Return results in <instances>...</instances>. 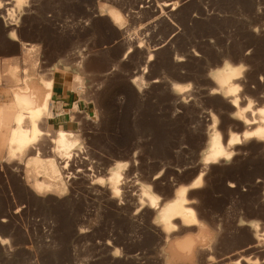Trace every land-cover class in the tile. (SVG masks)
I'll return each mask as SVG.
<instances>
[{"label":"rangeland","instance_id":"374dc122","mask_svg":"<svg viewBox=\"0 0 264 264\" xmlns=\"http://www.w3.org/2000/svg\"><path fill=\"white\" fill-rule=\"evenodd\" d=\"M0 5V58L22 50L15 63L0 66V119L15 114L12 95L26 83L41 87L58 69L69 85L62 110L51 103V116L40 117L43 135L23 158L6 157L13 123L0 134V264H264V246L254 238L264 235L262 143L242 142L228 163L208 165L206 172L202 166V186L186 194L197 226L180 227L176 219L166 233L153 220L202 170L214 118L224 140L253 127L231 118L232 96L210 93L209 75L236 67L239 105L264 106V0ZM111 9L122 15V26L106 16ZM60 129L75 141L65 168L53 150ZM36 154L53 159L63 189L34 192V179L49 181L31 178L28 164ZM116 169L122 182L112 197L108 179ZM142 188L157 196L155 208L140 200ZM191 242L196 253L181 250Z\"/></svg>","mask_w":264,"mask_h":264},{"label":"bare ground","instance_id":"6f19581e","mask_svg":"<svg viewBox=\"0 0 264 264\" xmlns=\"http://www.w3.org/2000/svg\"><path fill=\"white\" fill-rule=\"evenodd\" d=\"M17 8L19 9L20 7H17ZM105 12H106V16H108V18L111 20V22L115 26L120 27L124 24V19L122 18V15H120V13H118L117 10L114 11L111 9V10H106ZM8 35L10 36V39L13 41H15L17 39L13 30L10 31V33ZM129 51H130V49H128V51L125 53V55L128 54ZM149 60H151V56H149L148 61ZM238 74H239V72L236 69V67H232L230 65H224L218 71H213L209 75V77H210V80L212 79V81L214 82L213 85L215 84V87L211 89L210 93L222 94L223 97L232 96V98L229 100L230 107H232L234 109V112L232 113L231 118L235 122L239 123L242 127L246 128V129H248L249 127L251 128V126H253L254 128L252 127V129H249V130L243 129L244 131L242 132V135H241L242 137H240V139L236 136V134L228 132L227 138H226V140H224L223 133L219 132L220 130L218 131L215 129L218 118L217 119L214 118L212 121L211 132H210V134L207 138L206 144H205L206 148L204 147L205 150L202 152V155H201L200 160H199L201 167L203 166L204 168H206L208 165H211V164H215V165L217 164L218 165V163H220V162L228 163L230 161V159L232 158L234 152H235V147L239 146L242 142L245 144V142H247L249 140H253L255 142L264 144V106L262 108H257L255 110H253V109H251L252 108L251 101H247L246 104L242 107L239 105V102H240L239 98L240 97L237 96L238 95L237 94L238 89L235 86L236 85L235 83L232 85L233 80L237 79ZM9 78L11 79V81L17 80V78H16L15 74H13V72L9 75ZM240 87H241V85H239L238 88H240ZM51 89H52V82L41 83V87H36V86L32 85L31 83H26V86L22 89L23 91L21 90V91H17V92L13 93L12 105L9 107V109L14 110L15 114H13L7 120L0 119V134L5 133V132L8 133L7 132L8 126L13 123L12 131L9 132L8 138L4 141V144L7 147V150H6L7 156L6 157L8 158L9 161L12 162V160H16L18 158H21V156L23 158V154L24 153L26 154V152L29 151L28 150V149H30L29 147H31L32 144L34 145L35 142L39 141L38 140L39 137L41 135H43L42 131H40V129L38 128V122H40V121L42 122L43 118L40 120V117H42V116H46V117L51 116V111H50ZM173 89L178 91V92L180 91V88H178V87H173ZM41 92H42V95L40 94ZM255 114H256V116H255ZM234 126H236V125H234ZM55 135L56 136L54 138L53 150L57 156H59L60 158H63L65 160L64 165H63V168H65L67 165V162H69V160L71 159V156H72L71 150H73V148L75 146V141H74V138L71 136V132H67V131H64L61 129L57 130ZM262 146H264V145H262ZM237 151H238V149L236 150V152ZM262 163H264V162H262ZM29 165L32 169L31 170L29 168L31 170L30 172L33 173L31 176L32 179H33V177L37 178V174H41V175H43V178L45 177L46 179H49L48 182H46L44 179V181H45L44 183H42L40 180L36 181L37 179L36 180L34 179V182H32L31 184H33L32 187H33L34 192L36 194L38 193V195H39V194H42L44 192L51 193V191H53L54 188H56V189L62 188L63 189V187H64L63 184H61L60 181H58V177H59L58 173L59 172L57 170L56 165L53 163V159H51V158H49V159L44 158L43 159V158L38 157L36 154L32 157L28 166ZM198 167H197V169H199ZM203 167L200 168L202 170H197V171H199V174L197 175L195 180L192 183H190V185H188L187 187L177 189L174 192L173 199L162 204L161 207L158 208V211L156 212L153 220L157 224H161L164 231L166 230V233H167V231H170V230L173 231V228L176 225L174 223H173L174 224L173 225L172 221L176 220V219L179 220V222H180L179 225H181L180 227L183 226L186 228L189 226L192 227L193 225L197 226L195 212L188 205L189 200L186 198V194L189 190L197 189V188L202 186L203 172L208 169V168H206L203 171ZM239 170H241V169L239 168ZM261 172H262L261 167L258 169L257 168L255 169V174H259ZM263 175H264V173H263ZM28 177H30V176H28ZM55 180H57V181H55ZM122 180L125 181L124 178ZM108 181L110 184L109 190H110L111 196L112 197H118L119 192H120L119 184H121L120 182H122L120 171L118 172V169L111 170ZM54 192L56 193L57 191L54 190ZM157 199H158L157 196L152 191H150L149 189H147V188L141 189L140 200L142 201V203H146L150 208H155V206L158 202ZM200 225H202V224H199V227H200ZM253 228H255L254 232H257L256 231V229H258L257 226H254ZM205 232H206V230H205ZM203 235H205V234H203ZM259 236L261 237L264 235L259 234ZM260 237H258V235L256 237L254 236V238L257 241V246H259V247L264 246V242H263L262 238H260ZM211 238H212V236H211ZM208 242H207V244H208ZM191 243H187V244L183 245L181 250H184V252L187 250L190 253V251L194 250V248H195V247L192 248V245L194 243L193 242H191ZM205 246H208V245H205ZM196 251H197V248H196ZM181 252H183V251H181ZM184 252H183V254H184ZM194 252H195V250H194ZM176 258H178V256ZM187 259H188V257H187ZM263 262H264V260H263ZM236 264H238V263H236Z\"/></svg>","mask_w":264,"mask_h":264},{"label":"crops","instance_id":"0c3cea01","mask_svg":"<svg viewBox=\"0 0 264 264\" xmlns=\"http://www.w3.org/2000/svg\"><path fill=\"white\" fill-rule=\"evenodd\" d=\"M25 44H27V43H25ZM26 49H28V48H25V50ZM21 52H22V50L20 48H18L17 51H15L14 53H11V54L7 55L6 57L0 58V66L3 64V62L15 63L17 59H20ZM54 65L57 66L56 63ZM52 66H53V63L50 62L49 66L46 67L44 70L45 75H47L48 71L53 70ZM50 78L52 79V89H51V97H50L51 103L56 106V109L62 110L63 105L65 103V98L67 96L68 88H69L67 76H66V74L61 72V70L55 69L54 72L52 74H50ZM49 79L44 80V81L47 82ZM58 106H59V108H58ZM60 126L62 127L61 121H60Z\"/></svg>","mask_w":264,"mask_h":264},{"label":"snow or ice","instance_id":"6c2138e0","mask_svg":"<svg viewBox=\"0 0 264 264\" xmlns=\"http://www.w3.org/2000/svg\"><path fill=\"white\" fill-rule=\"evenodd\" d=\"M29 3V0H17V7H24ZM0 7H3V5H0Z\"/></svg>","mask_w":264,"mask_h":264}]
</instances>
